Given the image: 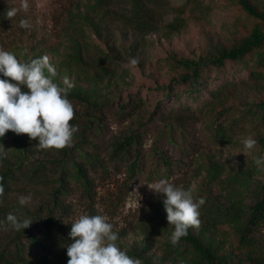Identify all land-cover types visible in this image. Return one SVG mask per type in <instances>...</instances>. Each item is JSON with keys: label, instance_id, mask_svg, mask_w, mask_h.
<instances>
[{"label": "rangeland", "instance_id": "374dc122", "mask_svg": "<svg viewBox=\"0 0 264 264\" xmlns=\"http://www.w3.org/2000/svg\"><path fill=\"white\" fill-rule=\"evenodd\" d=\"M251 2L264 13V0ZM28 3L27 11H19L10 20L8 9L19 8L21 0H0V49L15 54L20 62L38 53L50 58L61 87H65L64 77L74 84L68 92L75 111L70 123L79 130L72 146L59 150L38 149V141L20 134L30 146L24 159L58 160L66 163L71 174L77 172L75 164L81 165L93 182L92 193L87 194L79 181L70 180L72 190L65 198L69 212L65 216L55 210L56 218L71 227L82 214L103 215L114 225L119 235L116 243L126 253L136 249L157 264H187L186 257L170 251L174 226L166 219V197L147 186L166 179L191 189L195 200H205L199 209L200 226L189 230L221 253L242 256L235 223L227 220L225 210L247 209L264 185V168L255 164L256 158L264 156V124L245 116L264 101V77L251 80L246 70L228 67L215 79L213 72L204 99L210 98L209 91L223 78L237 84L221 97L208 99L206 105L185 98L174 102L162 88L174 84L185 88L178 85L183 71L174 68V61L213 57L247 37L255 26L264 30V20L248 16L238 0ZM22 19L31 26L19 27ZM133 57L139 58L135 67L129 64ZM137 98L142 105L128 113L127 106ZM188 102L191 112L176 113ZM160 105L172 108L173 114L161 116ZM135 132L141 138L142 162L140 171L131 175L128 164L113 157V149ZM8 133L3 147L14 161L18 154ZM247 137L257 143L246 156L239 152L245 151L242 140ZM159 153L169 165L159 162ZM51 187L21 194L32 197L26 206L33 210L51 203ZM255 239L264 256V226Z\"/></svg>", "mask_w": 264, "mask_h": 264}, {"label": "trees", "instance_id": "16d2710c", "mask_svg": "<svg viewBox=\"0 0 264 264\" xmlns=\"http://www.w3.org/2000/svg\"><path fill=\"white\" fill-rule=\"evenodd\" d=\"M103 0H99L101 2ZM241 8L248 16L254 19L264 20V13L260 12L252 4L251 0H238ZM42 53L35 54L30 59L40 58ZM174 68L182 70L180 84L184 89L180 90L174 85L163 87L166 97L172 101L181 98L201 102L203 105L209 103L208 99L221 97L224 92L236 86V81L223 78L220 84L209 91L210 98L204 99L203 91L211 82L212 73L216 72L215 79L229 69L246 70L251 80L264 77V30L255 26L251 33L242 38L229 49L222 50L217 55L202 61L181 60L174 61ZM45 74L47 71L45 70ZM53 82L59 83V75L53 78ZM22 91H28L22 88ZM142 105V100L137 98L131 101L129 112ZM173 109L160 105L158 112L163 117L173 114ZM191 112L188 103L181 104L176 113L186 114ZM245 116L250 122L264 124V101L252 106L246 111ZM14 148L18 157L8 155L0 156V181L4 187V194L0 196V220H5L8 213H13L19 219L31 217L34 219L29 228L19 232L14 231L7 224L0 226V264H67V246L73 241L69 236L71 227L61 219L56 218L55 210L61 215H67L69 205L65 198L70 194L72 188L69 181L75 179L85 188V193H92L93 182L88 178V173L83 166L74 165L77 172L71 174L66 168V163L58 160H34L26 162L25 157L30 146L22 135L9 131ZM5 139L0 138V146L5 144ZM141 138L138 132L117 143L113 149V157L128 164L131 175L140 171L142 154L140 151ZM158 153V151H157ZM159 162L169 165V160L161 153L158 154ZM95 161H91L94 164ZM56 175V177H54ZM55 184H58L54 188ZM39 186L49 188L52 186L51 203H41L36 209L21 206L18 197L27 194ZM227 220L235 223L236 242L239 248L244 249L242 256H234L232 253H221L217 246L206 242L200 236L193 234L188 229V234L173 245L170 251L181 257H186L187 264H264V256L256 245L255 233L264 226V185L256 193L255 202L247 209H226ZM7 228V230H5ZM130 257L138 258L143 264H157L149 257L134 249L127 252Z\"/></svg>", "mask_w": 264, "mask_h": 264}, {"label": "clouds", "instance_id": "9594fccd", "mask_svg": "<svg viewBox=\"0 0 264 264\" xmlns=\"http://www.w3.org/2000/svg\"><path fill=\"white\" fill-rule=\"evenodd\" d=\"M28 8V0H21L20 7L9 8L6 17L12 20L19 11H27ZM30 26L27 19L19 21L21 28ZM129 64L137 66L139 58H131ZM0 75L7 78H0V138L11 131L38 141L36 147L41 150L72 146L74 134L79 130L77 125L70 123L75 111L68 92L74 84L68 77L63 78L65 87L53 82L57 71L47 55L20 62L15 54L0 49ZM22 88L28 91H22ZM242 143L245 151L239 153L247 156L248 150L254 149L257 141L247 137ZM6 155L7 150L0 146V156ZM255 164L264 168V156L256 158ZM2 180L3 177H0ZM147 186L150 191L166 197L163 205L168 225L174 226L171 234L173 245L188 234L190 227L200 226L199 209L205 203L203 198L195 200L191 189L186 190L166 179ZM3 194L4 187L0 183V196ZM31 199L30 194L20 195L18 202L25 206ZM33 221L31 217L21 220L10 212L5 220H0V226L7 224L19 232L29 228ZM71 225L69 236L73 242L67 246V264H143L141 259L130 257L118 246L119 235L113 231L114 225L105 216L82 214Z\"/></svg>", "mask_w": 264, "mask_h": 264}]
</instances>
